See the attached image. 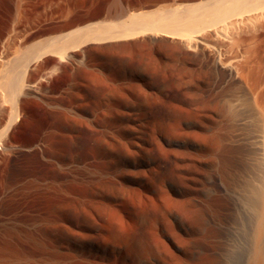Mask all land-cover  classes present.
<instances>
[{"label": "bare ground", "instance_id": "6f19581e", "mask_svg": "<svg viewBox=\"0 0 264 264\" xmlns=\"http://www.w3.org/2000/svg\"><path fill=\"white\" fill-rule=\"evenodd\" d=\"M129 1L0 0V264H264V0ZM140 37L166 50L93 59ZM95 70L127 98L100 114Z\"/></svg>", "mask_w": 264, "mask_h": 264}, {"label": "rangeland", "instance_id": "374dc122", "mask_svg": "<svg viewBox=\"0 0 264 264\" xmlns=\"http://www.w3.org/2000/svg\"><path fill=\"white\" fill-rule=\"evenodd\" d=\"M58 1L60 2V0H53V5H57L55 3H58ZM149 1H151V0H144L143 2L148 3ZM123 6H125V7L127 6L126 9H128L130 14L133 13V12L134 13H139V12H141V10H143V6L139 2V0H130L129 4H123ZM153 9H155V8L152 7L151 10H153ZM144 10H146V9H144ZM11 21H12V23H14V22L17 21V18L13 17ZM99 21H103V19H98L95 22H99ZM141 38L142 37H140L139 39L136 38L134 40L133 39H128V41L127 40L126 41L125 40L124 41L123 40H121V41H119V40L110 41L111 43L110 42H105V43H102V44L95 45V47H94L95 50H94V52L92 54L93 59L96 60V58H101L102 60H107V61H110V62L114 61L115 63L120 64L121 62H125L126 60L130 59L132 56L133 57L137 56L136 54H138V55L139 54L140 55L143 54V56L145 55V57L153 58L160 51H164V49L166 50V48H165L166 46H164L166 44H164V43H162L163 45L161 43L157 44V43L151 42L150 39L147 38V37H143L142 39ZM143 40H144V42H143ZM144 44H145V46H144ZM11 47H13V45ZM97 47H98L99 50L97 49ZM159 48H161L162 50L159 49ZM151 52H152V54H154V56H150V55H152V54H149ZM129 55H131V56H129ZM126 57H127V59H126ZM106 68L104 69L105 71L104 70L103 71L105 73H107V75L113 77L115 75L114 69L111 70V68H113V67H111V68L110 67L109 68L106 67ZM97 73H98V71L95 70L94 74L92 75L93 76V80L91 78V85H92L93 82L94 83L91 86L92 99H91V104L89 106V109H90V111L91 110H95V111L99 112V114H100L101 112H104V110H105L104 107H106L107 105H112L113 104V107H114L115 103L117 105L120 101H122V99L127 100V98L125 99L124 98L125 96L121 95V93L125 94V93H123L122 90H120V92H121L120 93L117 88H114L116 86L112 82H109V81H107L105 79H103V80L101 79L102 80L101 81L98 77L96 79L95 75H97ZM76 77L78 78V75ZM94 77H95V79H94ZM98 79L100 80V83H99V81H96ZM115 96H117V97H115ZM52 123H53V126H54L53 128L55 130V134L57 136V137L55 136V139H56L55 149L58 152L63 153V154L67 153L69 155H77L79 157L82 156L81 158H85L87 155L91 154L92 150H91V147H90L91 146L90 139L92 140V137L95 135V133H93L94 135L92 134V132H93L92 129H88V130L82 131V133L78 136V138L72 139L71 136L69 135V133H67V131H66L67 128L65 127V121L63 120V118L56 117L53 120ZM72 140H73V142H72ZM232 196L234 198V201L236 202L235 206H236V209L238 208L237 209L238 211H236L237 214L235 213L236 214V216H235V218H236L235 221L236 222L234 221L232 223L231 231L234 229L233 232H232V235H233L234 240L235 239L237 240V241L235 240L234 243L235 242H236V244L238 243L237 246L235 245V247L237 248V251L240 252L239 255L242 252V254L240 255L241 259H240V257L239 258L237 257L238 259H240V262H241L244 259V253L247 252L248 248H250V246H251V242H252L251 238H252V236H250V234L254 233V230H253L252 227L255 226L254 223H256V220H257V217H256V220H254V218H255V216H257V214L255 215L253 212H255V213L257 212V205L258 204H257V201L256 202L252 201V202H254V204L252 202L246 201L248 199H244L245 197L240 195V194H238V193H236V194L232 193ZM248 203H250V204H248ZM251 203H252V205H251ZM255 203L257 204L256 206H255ZM249 205H251V209L252 210L250 209ZM253 210H255V211H253ZM248 221H250V222H248ZM250 229H251V231H250ZM234 235H235V237H238V238H235ZM249 237H251V238H249ZM242 239H243V241H242ZM248 239H250L251 242H249ZM245 240H247L248 242L247 241L245 242ZM245 244H246V248H242L243 246H245ZM239 245H240L241 249H243V250L245 249L246 251L245 250L244 251L240 250ZM236 255H238V253Z\"/></svg>", "mask_w": 264, "mask_h": 264}]
</instances>
